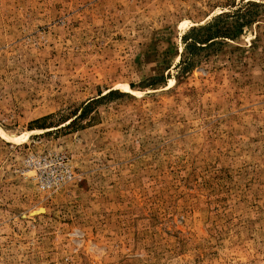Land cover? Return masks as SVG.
Here are the masks:
<instances>
[{
	"label": "rangeland",
	"instance_id": "obj_1",
	"mask_svg": "<svg viewBox=\"0 0 264 264\" xmlns=\"http://www.w3.org/2000/svg\"><path fill=\"white\" fill-rule=\"evenodd\" d=\"M0 264H264V0H0Z\"/></svg>",
	"mask_w": 264,
	"mask_h": 264
},
{
	"label": "built area",
	"instance_id": "obj_2",
	"mask_svg": "<svg viewBox=\"0 0 264 264\" xmlns=\"http://www.w3.org/2000/svg\"><path fill=\"white\" fill-rule=\"evenodd\" d=\"M42 187H43V183H42Z\"/></svg>",
	"mask_w": 264,
	"mask_h": 264
}]
</instances>
